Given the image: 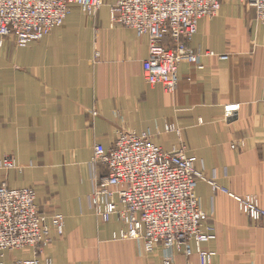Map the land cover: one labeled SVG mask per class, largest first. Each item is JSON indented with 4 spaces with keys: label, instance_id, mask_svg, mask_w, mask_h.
<instances>
[{
    "label": "crops",
    "instance_id": "crops-1",
    "mask_svg": "<svg viewBox=\"0 0 264 264\" xmlns=\"http://www.w3.org/2000/svg\"><path fill=\"white\" fill-rule=\"evenodd\" d=\"M116 1L104 0L95 17L75 8L42 40L0 49V161L13 156L21 168L0 169V186L33 189L43 213L65 217L64 235L53 233L41 264H162L168 251L147 254L138 240H115L121 222L102 224L90 203L94 147L111 146L120 131L150 132L166 151L183 142L207 178L256 196L264 210V25L255 11L223 0L216 18L201 20L189 47L210 56L203 70L183 64L178 90L168 94L144 78L150 38L112 25ZM230 105L240 109L226 120ZM196 195L216 228L204 246L214 264H264V220H251L208 181H198ZM173 255L174 264H199L196 251ZM32 257L7 252L0 263Z\"/></svg>",
    "mask_w": 264,
    "mask_h": 264
},
{
    "label": "built area",
    "instance_id": "built-area-1",
    "mask_svg": "<svg viewBox=\"0 0 264 264\" xmlns=\"http://www.w3.org/2000/svg\"><path fill=\"white\" fill-rule=\"evenodd\" d=\"M222 2L117 0L110 7V18L113 26L150 38V55L143 62L144 78L151 87L161 86L174 94L183 64L204 69L202 59L210 53L191 50L189 42L197 35L201 20L218 16ZM241 2L252 8L257 23L264 25V0ZM104 5V0H0V48L8 41L25 48L61 27L73 9L95 17ZM239 109L240 105L226 106V120ZM168 131H177L182 137L181 130L171 127ZM152 139L150 132L139 135L120 131L111 146L94 147L90 164L95 191L90 203L95 216L102 224L114 217L121 222L115 240H138L147 254H155L161 247L168 251L162 264H174L175 251L188 257L196 251L199 264H214L216 253L204 246L216 239V228L196 195L198 181H208L215 194L223 192L233 198L240 211L255 222L264 220V210L256 196H237L207 178L197 169V158L188 156L183 142L166 151ZM0 168L21 170L13 156H5ZM64 232V215L43 213L33 189H13L3 182L0 255L31 251L32 258L17 259L15 264H41L40 258L53 243V233L61 237Z\"/></svg>",
    "mask_w": 264,
    "mask_h": 264
},
{
    "label": "rangeland",
    "instance_id": "rangeland-1",
    "mask_svg": "<svg viewBox=\"0 0 264 264\" xmlns=\"http://www.w3.org/2000/svg\"><path fill=\"white\" fill-rule=\"evenodd\" d=\"M0 49H2V48H0ZM3 159H4V158H3ZM3 159H2V160H3ZM2 160L0 161V163L2 162ZM0 169H1V168H0ZM1 170H3V169H1ZM4 171H7V170H4ZM8 171H11V170H8Z\"/></svg>",
    "mask_w": 264,
    "mask_h": 264
}]
</instances>
